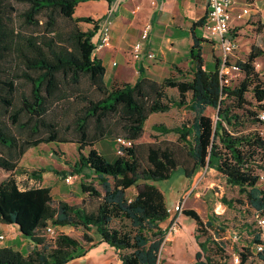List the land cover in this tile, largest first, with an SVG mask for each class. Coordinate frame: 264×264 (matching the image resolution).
<instances>
[{
  "label": "trees",
  "instance_id": "obj_1",
  "mask_svg": "<svg viewBox=\"0 0 264 264\" xmlns=\"http://www.w3.org/2000/svg\"><path fill=\"white\" fill-rule=\"evenodd\" d=\"M77 1L0 0V169L7 172L0 178V222L16 225L32 243L25 254L0 246V264H64L98 242L112 247L118 264H158L168 225L160 222L169 213L162 192L147 180L166 178L176 167L188 178L201 168H213L264 214V187L257 184L253 168L256 155L264 153V140L257 131L238 127L259 123L257 112L264 109V81L252 64L260 50L252 46L244 59L235 60L242 77L230 85L218 74L217 56L205 67L202 42L213 40L192 33L189 77L173 64L174 72L160 80L141 75L133 82L106 85L104 67L93 52L98 20L73 16ZM79 21L92 26L82 29ZM168 88L175 94L168 95ZM181 106L193 112L187 125L159 122L152 127L180 139L190 134L185 146L167 139L136 141L149 113ZM206 107L215 109L214 119L204 113ZM116 136L130 144L107 160L93 144ZM68 141L77 152L69 171L79 176L83 193L77 203L52 198L46 185L19 186L13 172L38 179L44 170L18 164L28 147ZM130 186L132 195L126 193ZM181 213L193 219L196 229L215 227L212 217L203 221L192 208ZM63 225L81 229L80 237L58 229ZM193 236L198 249L185 264H222L216 259L222 250L218 242ZM257 240L253 234L250 245ZM243 249L238 255L244 264L251 252ZM255 254L264 259V250Z\"/></svg>",
  "mask_w": 264,
  "mask_h": 264
},
{
  "label": "rangeland",
  "instance_id": "obj_2",
  "mask_svg": "<svg viewBox=\"0 0 264 264\" xmlns=\"http://www.w3.org/2000/svg\"><path fill=\"white\" fill-rule=\"evenodd\" d=\"M241 34L247 35L245 32ZM261 37H240L238 38V46L230 54L228 59L230 62L235 60H242L245 58L252 46L257 47L260 53L253 59V69L256 71L257 77L264 81V38ZM216 40H213L212 47L209 43H203L201 52L204 64L210 63V55L213 49L216 50ZM220 54V53H219ZM182 67L181 76L189 77V70L184 63L180 64ZM206 67V66H205ZM167 72L163 71L161 75ZM160 77V75H157ZM242 77L240 71H232L227 75V84L234 85ZM167 94H175L174 89H167ZM248 100L253 103L248 92L245 93ZM189 93H186V98ZM251 108V107H250ZM204 113L215 118V109L206 107ZM193 116V112L186 107H170L165 111L151 112L147 115L143 123V130L136 141H159L171 140L177 142L182 147L191 140V135L188 133L181 134V139L174 132H161L152 127L155 123H163L166 126L176 124H188ZM241 131L254 130L257 131L261 126L260 123L246 122L238 125ZM185 144V145H182ZM107 160H111L115 156L113 141H99L93 145ZM85 151V150H84ZM261 156L256 155L257 165L253 166L257 169L259 165L264 163V153ZM77 152L75 144L68 142H40L35 146L28 147L18 160V164L26 170L44 168L41 171L42 176L52 185L53 191H63L75 203L79 200L75 197L79 194L78 180L79 176L72 174L71 179L67 182L63 180L70 169V166L76 159ZM261 160V161H259ZM260 162V163H259ZM7 172L0 169V178ZM38 174V173H37ZM13 175L19 184L23 187L37 181L36 178L28 177L25 173L18 171L13 172ZM148 183L155 185L163 194V199L167 208H172L173 204L178 199L185 195V200L181 208L190 207L194 209L204 221L206 217H212V224L215 227L201 226L197 227L193 219L180 214L177 218V228L175 231H170L165 234L159 252L158 264H185L193 260V253L198 249L194 234L198 235L197 240H203L206 236L208 242H218L221 246V252H218L217 261L226 264L232 253H238L244 250V247L250 246V239L253 234L254 227V208L249 206L243 193L238 192L236 185H230L225 182L224 177L213 168H201L194 173L190 178L186 177L180 167L174 168L168 177L156 178L147 180ZM257 184L264 187V184L257 181ZM130 190V189H129ZM230 200L229 204L221 202L220 197ZM78 200V201H77ZM89 204V202H85ZM170 217H173L172 211L169 212L168 217L160 222L161 227H164ZM224 228L218 229V225ZM9 228L1 230L4 234L3 243L12 246H19L21 240H28L26 237L16 235L13 237ZM63 232L70 234L76 238L80 237L81 229L72 226H65ZM93 231L92 229L90 230ZM2 237V236H1ZM25 238V239H23ZM107 244V243H106ZM109 246V245H108ZM25 246L23 247V250ZM99 249L92 250L89 253L88 260L79 264H92L94 259L98 256ZM216 256V255H215ZM70 264V263H69ZM244 264H264V259H259L255 253H251Z\"/></svg>",
  "mask_w": 264,
  "mask_h": 264
},
{
  "label": "crops",
  "instance_id": "obj_3",
  "mask_svg": "<svg viewBox=\"0 0 264 264\" xmlns=\"http://www.w3.org/2000/svg\"><path fill=\"white\" fill-rule=\"evenodd\" d=\"M241 5L248 6L249 12L242 18H236L232 15L228 30V35L236 39L237 46L240 37L260 36V39L264 38V0H235L230 10L231 13ZM205 10L206 0H80L74 5L72 15L89 16L98 20L93 40L97 38L101 21L104 18L110 19L108 42L98 49H93L94 54L100 59L104 67L103 80L106 85H109L112 82H133L141 75L160 80L163 76L174 72L173 64L182 67L180 64L184 63L187 66L192 33L198 37H206L205 30L201 26ZM200 19V23H196ZM145 23L148 24L146 37L141 40L136 56H133L132 45L140 39L139 33ZM78 24L82 29L92 26L91 22L86 21H79ZM242 32L247 35L241 34ZM212 45L209 43V46L212 47ZM148 53H152V56H148ZM213 53L212 57L217 56L219 58L218 47L216 50L213 49ZM209 61L211 64H205L207 68L213 64L211 55ZM163 71L167 73L161 75ZM103 140L109 141L110 139L103 138L95 143ZM38 175L40 177L37 181L30 185L25 183L24 186L46 185L49 186L52 198L75 203L67 196L66 192L58 191L59 188L53 191L52 185L42 176L41 171L38 172ZM134 191L133 186L126 189V193L130 195ZM78 192L79 194L75 197L79 200L83 193L80 189ZM65 226L67 225L59 226L58 229L62 230ZM9 227L13 237L20 235L16 225L0 222V234L2 235L0 246L7 245L2 241L4 234L1 230ZM10 246L25 254L32 243L29 240H21L19 246ZM24 246L25 249L23 250ZM96 249H99L100 252L92 264L119 263L112 247L105 242H98L84 251L83 254L69 259L64 264L82 263L88 260L89 253Z\"/></svg>",
  "mask_w": 264,
  "mask_h": 264
},
{
  "label": "built area",
  "instance_id": "obj_4",
  "mask_svg": "<svg viewBox=\"0 0 264 264\" xmlns=\"http://www.w3.org/2000/svg\"><path fill=\"white\" fill-rule=\"evenodd\" d=\"M235 3V0H206V10L201 21V26L205 30L206 38L216 40V45L219 49V62H218V74L221 76L223 82H227V75L232 71H238L234 62H230L228 54L237 48V41L234 37L228 35L230 17L233 15L236 18H242L249 12V8L246 5H241L236 8V11L231 13V7ZM110 19L104 18L98 27L97 38L93 40V49H98L105 45L109 40ZM148 30V24L145 23L139 33V40L132 45L133 56H136L137 50L141 45V40L146 37ZM148 56H152V53H148ZM264 104V98L261 100ZM260 128L257 130L258 134L264 140V109H260L257 112ZM114 152L116 154L121 152V145H129L130 140L124 139L120 136H116L113 139ZM257 176V181L264 184V163L258 166L254 170ZM71 174L63 176L64 181H69ZM185 200V195L180 197L172 208H167L168 213L172 211L173 217H170L167 225V231H175L178 223V215L181 214L182 203ZM254 231L253 234H257V241H254L249 246V250L252 253L264 250V214L259 210L254 209ZM46 230L49 233L53 232L51 226H47ZM252 234V235H253ZM0 234V238H1ZM165 237V235H164ZM164 239V238H163ZM226 264H243L239 262L238 253H232Z\"/></svg>",
  "mask_w": 264,
  "mask_h": 264
}]
</instances>
